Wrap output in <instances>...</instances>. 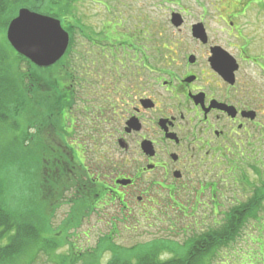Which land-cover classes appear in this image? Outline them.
Wrapping results in <instances>:
<instances>
[{
  "label": "flooded vegetation",
  "instance_id": "af4514ba",
  "mask_svg": "<svg viewBox=\"0 0 264 264\" xmlns=\"http://www.w3.org/2000/svg\"><path fill=\"white\" fill-rule=\"evenodd\" d=\"M49 2V14L32 11L59 20L70 44L62 59L43 69L57 79L67 76L73 82L74 74L80 81L82 152L86 154L89 144L93 152L104 145L110 151L104 156L109 162L100 159L95 164L96 178L85 167L84 154L79 156L84 202L91 201L93 207L90 213L84 207V221L93 216L104 221L107 208L113 211L108 219L115 221L113 229L120 221H181L190 227L198 221H225L226 227L233 210L219 214L222 219L217 212L226 207L233 162L245 154L258 159L256 147L259 151L264 144V87L255 81L264 80V56L250 57L238 43H254L245 36L242 23L257 11L262 25L258 45L264 52V0H214L216 8L210 14L215 30L207 24L209 15L189 24L181 13L178 32L187 29L192 41L161 37L155 46L151 35L140 41L135 29L122 31L113 17L107 24L102 21L98 33L88 32L85 24L83 30L71 0ZM196 26H201L199 38ZM75 30L84 38V53L74 48ZM214 33L221 36L212 37ZM232 48L239 51L238 59ZM215 52L236 60L238 70L231 80L213 69ZM242 62L257 67L255 76L242 73ZM78 65L83 66L80 75L74 70ZM68 86L66 103L74 92V86ZM242 175L245 191L256 189ZM261 176L255 175L258 180Z\"/></svg>",
  "mask_w": 264,
  "mask_h": 264
},
{
  "label": "trees",
  "instance_id": "16d2710c",
  "mask_svg": "<svg viewBox=\"0 0 264 264\" xmlns=\"http://www.w3.org/2000/svg\"><path fill=\"white\" fill-rule=\"evenodd\" d=\"M30 2L0 0V34H6L19 9L30 6ZM36 4H32V8L38 11L40 7ZM12 61L17 63L12 64ZM25 62L37 78L33 75L18 80L11 75L10 67ZM45 73L44 69L17 54L4 38V45H0V264H27L29 260V264H34L40 253L46 254L52 264L81 261L99 264L106 254L110 256L107 264H210L217 252L238 239L247 218L257 214L261 207L259 200L264 201L262 189L249 203L233 210L232 221H227L226 227L199 236L184 249L172 247L169 242L125 247L114 242L115 236H119V228L115 227L110 235L100 238L96 246L85 253L74 250L72 245L70 255L53 254L51 257L50 251H55L56 245L50 238L61 234L69 238L83 221L84 207L89 213L93 207L91 201L84 202L80 151L70 145L68 139V130H75L66 116L73 114L72 109L63 99L67 97L69 86L58 82L51 71ZM58 77L68 82L67 76ZM47 96H52L53 102L45 103ZM32 113L39 119L34 123ZM22 129L24 132L20 136ZM255 160L256 164L261 163ZM73 191L74 196L67 199L65 195ZM62 201L70 202L71 211L56 232L49 217L57 213ZM163 253L170 257L162 258Z\"/></svg>",
  "mask_w": 264,
  "mask_h": 264
},
{
  "label": "rangeland",
  "instance_id": "374dc122",
  "mask_svg": "<svg viewBox=\"0 0 264 264\" xmlns=\"http://www.w3.org/2000/svg\"><path fill=\"white\" fill-rule=\"evenodd\" d=\"M49 1L50 0H42L36 4V6L40 7V10H42V14L50 13ZM35 2L36 1L31 0L30 3L34 4ZM97 2L102 3L99 5ZM213 2L214 0H71V3H74V9H76L75 17L76 19H80V26L83 30L85 24L88 26V32L94 33V31H96L98 33L102 28V21H106L105 24H107V21L110 22L113 17V20L115 18L118 25L122 26V31L127 27L129 28V31L135 29L134 31L137 32L135 34L141 37L140 41L145 39L146 36L149 37V35H151L154 46L161 41V37L184 39L188 42L192 41L191 34H188L187 29L179 33L178 30L174 28L171 23L173 14L181 15V13H183L186 16L187 23L189 24L200 20V16L205 17L209 15L206 19L207 24L210 26L211 30H215L217 24L214 21L216 20L215 18H212V15L210 14L216 8L215 6H212ZM32 4H30L28 7L33 10L32 6L34 5ZM17 15L18 12L13 19H15ZM242 24L243 26L246 25L244 27L245 36L249 39L250 43H254L250 46H246L242 41H239L238 43L246 47L245 51L248 56L253 58H259L261 55L264 56V52L261 51L260 46L258 45L262 25H260L258 22L257 11L250 12L247 18L243 20ZM75 31L74 48L76 51L84 53V38L79 36L77 30ZM4 36L5 34H0V45H4ZM94 36L96 37V34H94ZM218 36L220 37L221 35L215 33L212 35V37ZM191 46L193 45L191 44ZM229 50L236 59L239 58V51L236 48ZM13 63L16 64L17 62L12 61V64ZM242 64V73H245L249 76H255V73L257 72L256 66L251 63L242 62ZM17 65L10 67L11 75L16 79L19 77L25 79V77H31L35 75L32 73L33 69L26 62ZM82 69V65L74 67L76 75H80V73H82ZM45 72L47 73L46 70ZM50 76L52 78V75H49V77ZM35 77L37 78L36 75ZM73 77V82H67L59 78H56V80L61 83L63 82V85L66 83L67 85L72 84L74 86L73 95L69 100V105L71 107L70 109H72L73 114H66V116L69 119L71 126L75 127V131L73 132V135L69 136L68 139L69 144H73L75 149L80 151L81 155L83 152L81 151L80 145L82 142V136L84 134L81 118V109L84 108V105L81 101L82 98L84 99V92H81L82 88L80 87V81H77V78L74 74ZM76 81L78 83L77 86L75 84ZM255 81L258 82L260 87H264L263 79L259 78ZM38 91H40V89ZM50 101L53 102L52 96H47L44 99L45 103ZM31 116L33 123L39 120L36 113H32ZM23 132L24 131L22 129L19 132V135H23ZM32 132L33 130H31V133ZM93 148L94 147L90 144L85 146L84 149L86 154H83L85 157V167H88L92 173H95V164H98L100 159L109 162V159L104 156L110 151L106 145L103 147L99 146V148H102L103 150H97V155H95L96 152H93ZM256 148L258 153L257 158L261 161L259 164L260 166L256 164L257 161L253 158V156H249L248 154H245L242 157L238 156L234 160V166L232 170L233 177H229L231 182L230 186H228L227 196H225L226 199L224 200L226 207L224 209H220L217 212L218 219L223 218V216H219V214H222L229 209L235 210L237 207L249 203V200L254 197L258 190L262 189L264 191V146L261 147L259 151L258 147ZM256 169L258 172H256ZM244 173L249 177L250 181L253 182V185L256 187V189L252 188L245 191V188L241 183L243 176L242 174ZM256 173H260L262 175L259 180L257 177H255ZM93 175V178L97 177V173ZM208 181V179L206 181L202 180L203 183ZM262 182L263 185L261 187ZM74 194L75 193L73 191L65 196L67 199H71ZM16 195L18 196V192H16ZM204 197L206 199H203V202H210V196L208 193H206ZM35 201H39V199H35ZM260 206V213L254 217H250L252 219L245 223L243 230H241L240 235L237 237L238 239L234 243L230 244L228 248H222L220 252H217L216 257L210 264H264L263 200L260 203ZM187 207H190V205H187ZM69 212L70 202L62 201L57 213L52 215L54 217H49L54 231H60V227L64 220L68 217ZM112 213L113 211H109L106 208V216H104V221H95V216L89 218V221L84 222L83 220L78 230L73 232V234L68 235L69 238L67 239H65V234H61V236H55V244L61 246L57 250L56 256H67L73 253L70 252V250H72V245L74 246V250L83 251V253L87 252L89 248L95 247L100 238L110 235V231L112 229L111 223H113V221H109L108 219ZM180 223L181 221H121L118 224L119 236H115L114 242L125 247H133L136 245L145 244L148 245L152 242H169L170 246L172 247L184 249L187 243L195 242L199 236L220 228V226H222L225 221H198V225L196 227L180 225ZM44 236L49 238V235L47 234ZM62 243H64V245H62ZM167 243H165L166 246H168ZM169 257V254L163 253L162 258L165 259ZM47 258V255L40 253L39 256L34 259V264H52ZM109 259V254H106L100 258L99 264H107ZM29 263H31L30 260L27 264ZM75 264H84V261L76 262Z\"/></svg>",
  "mask_w": 264,
  "mask_h": 264
},
{
  "label": "water",
  "instance_id": "95a60500",
  "mask_svg": "<svg viewBox=\"0 0 264 264\" xmlns=\"http://www.w3.org/2000/svg\"><path fill=\"white\" fill-rule=\"evenodd\" d=\"M179 19L178 15L173 16L176 27L181 26ZM194 31L197 38L202 35L201 26H196ZM6 38L14 51L40 68L51 67L62 59L70 42L69 34L58 20L25 8L9 24ZM211 62L213 69L226 80H231L238 70L236 60L227 53L215 52Z\"/></svg>",
  "mask_w": 264,
  "mask_h": 264
}]
</instances>
